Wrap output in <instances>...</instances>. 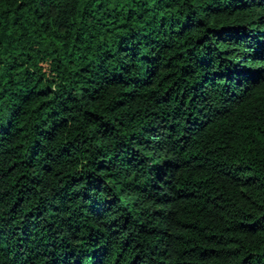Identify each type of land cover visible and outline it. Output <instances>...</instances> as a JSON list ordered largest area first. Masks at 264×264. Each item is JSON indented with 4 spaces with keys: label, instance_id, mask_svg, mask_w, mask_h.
<instances>
[{
    "label": "trees",
    "instance_id": "16d2710c",
    "mask_svg": "<svg viewBox=\"0 0 264 264\" xmlns=\"http://www.w3.org/2000/svg\"><path fill=\"white\" fill-rule=\"evenodd\" d=\"M0 264H264V0H0Z\"/></svg>",
    "mask_w": 264,
    "mask_h": 264
}]
</instances>
